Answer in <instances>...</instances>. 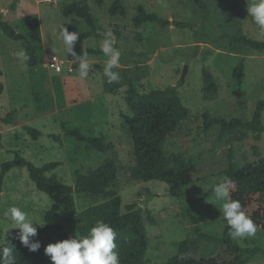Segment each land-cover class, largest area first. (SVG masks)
Instances as JSON below:
<instances>
[{
	"label": "rangeland",
	"instance_id": "obj_1",
	"mask_svg": "<svg viewBox=\"0 0 264 264\" xmlns=\"http://www.w3.org/2000/svg\"><path fill=\"white\" fill-rule=\"evenodd\" d=\"M114 1L105 0L100 8L97 0H0V21L28 38L39 60L38 67L31 69L27 60L18 59L15 53L25 51L24 47L7 37L0 28V118L17 112V125H2L0 172L2 165L14 160L19 153L39 168L49 163H61L53 174L66 185L74 186L77 171L87 174L106 159L115 158L121 173L123 207L136 204L146 219L150 233L147 244L150 264L167 262L177 254L178 244L185 239L194 243L193 258L231 263L234 254L228 246L214 241L223 238L226 223L220 205L211 204L209 198L213 187L225 178L230 148L240 167L256 164L264 157V134L261 141H256L252 133L244 130L227 137H221L219 127L205 133L204 114L228 122L236 118L245 122L253 119L259 102L264 99V53L238 54L221 35L226 31L264 42V33L249 17L246 0H204L208 5L206 20L192 0H123L127 16L115 18L109 14ZM71 3L90 6L97 18L98 33L105 37L111 31L116 38L114 47L121 57L120 66L113 69L119 73V79L110 83L118 89L112 93L107 90L108 79L103 74L107 57L104 54L88 55L89 76L80 80L78 62L68 55L59 37L58 30L64 24L77 26L84 33L90 31L84 21L64 16L65 7ZM139 5L171 23L188 24L189 28L181 29L174 24L162 28L155 23L136 27L132 19ZM102 40L96 37L82 39L74 47L102 52ZM53 57L62 63L61 73L46 66L45 59ZM240 62L245 66L243 79L234 75ZM186 66L189 70L182 82ZM204 67L210 69L219 85V94L212 101L204 93ZM126 69H140L147 74L139 85L142 94L176 88L179 98L190 110L188 119L168 138L165 151L183 154L196 162L183 176L185 190L193 199H200L195 208L197 225L190 223L185 214L187 203L173 197L168 184L131 180L127 176L128 169L135 163L131 158L133 141L126 134L125 118L133 115L126 103ZM55 77H60L64 83L66 107L63 109L55 94ZM168 97H171L170 93ZM262 121L264 124V113ZM25 126L41 131L43 136L32 137L25 131ZM65 129H79L88 137L105 138L116 147L117 156L89 151L86 144L64 136ZM243 133L247 136L240 141ZM235 193L236 189L232 187L231 199ZM74 197L78 213L93 204L83 196ZM1 199L0 246L20 231L12 229L10 218L5 215L8 208L19 207L43 226L46 214L53 206L52 200L37 190L23 168H16L6 176ZM251 201L246 214L252 220L262 222L264 196H254ZM149 215L158 221L157 226L150 225ZM56 220L71 235L80 237L76 216L61 212ZM36 227L37 230L42 228ZM236 241L242 249L264 250V229L259 227L255 236ZM242 264H264V254L244 253Z\"/></svg>",
	"mask_w": 264,
	"mask_h": 264
},
{
	"label": "trees",
	"instance_id": "obj_2",
	"mask_svg": "<svg viewBox=\"0 0 264 264\" xmlns=\"http://www.w3.org/2000/svg\"><path fill=\"white\" fill-rule=\"evenodd\" d=\"M204 13V20L207 19L208 5L204 0H192ZM105 0H97V5L101 8ZM136 14L132 21L136 27H142L149 23H155L162 28H167L171 24L178 28H189L188 24L175 22L171 23L155 13H149L142 5L136 7ZM109 14L112 17H126L127 10L123 0H115L112 4ZM64 16L67 18H77L84 21L90 28L88 32H82L77 26L64 24L60 27H67L69 32H78V43L82 39L88 40L92 37L105 39L97 29V18L93 15L90 6H82L78 3H71L64 9ZM0 28L10 39L21 43L26 54L30 57L27 60L31 69H36L39 60L35 54L33 44L28 38L17 32L10 24L0 21ZM58 30V34L59 31ZM119 36V32L116 31ZM222 39H226L232 44L238 54L258 52L264 53V42L255 41L245 36L235 35L229 32H222ZM77 55H100L103 52L95 50H86L81 47H74ZM70 55V54H69ZM72 56V55H71ZM128 89L126 103L132 111V117H126V134L133 141V151L131 158L135 163L127 171V176L131 180L143 182H162L170 186V193L173 197L183 200L187 203L185 214L192 225H197L198 219L195 216V208L200 199H193L191 194L185 190L186 181L183 174L190 171L196 164L195 160L187 158L183 154H168L165 150L167 140L171 137L188 119L190 115L189 108L184 105L179 98L177 89L168 91L154 90L149 94H142L139 90L140 82L146 77L140 69H126L124 71ZM235 77L243 79L245 75V66L240 62L236 68ZM1 76V72H0ZM202 79L204 84V93L209 100H215L219 94V85L211 73L210 69L204 67L202 70ZM107 90L112 93L118 89L117 85L107 82ZM53 86L57 101L61 109L66 107V96L64 83L60 77L53 78ZM171 97H168V94ZM264 113V99L258 104L257 111L250 122L241 119H233L228 122L219 118H213L209 113L204 114V131L210 133L216 127L221 129V137L231 136L240 131L252 133L256 141H261L264 134V124L262 121ZM17 112L9 114L5 118H0V147H2V125L15 126ZM25 131L34 138L42 137L43 134L37 129L25 126ZM63 135L75 138L78 142L87 145L89 151H98L103 154L112 153L117 156L116 147L108 143L103 137H88L79 129H65ZM247 136L241 135L240 141ZM58 140L60 141L59 137ZM232 146V140L229 142ZM61 166V163H49L41 168L35 166L16 153L14 160L4 163L0 172V207L1 194L6 176L16 168L26 169L30 179L36 185L39 192L47 195L53 202L51 210L46 214V225L37 230V236L33 237L34 242L41 244L37 252H31L19 240V231L13 233L6 244L0 246H12L16 257V264H52L50 257L45 254V248L49 244H54L69 238H75L57 222V215L61 212H68L76 216L79 223L80 236H86L90 229L98 220H103L109 224L117 233V249L119 253L120 264H150L148 261V240L150 237L146 225V219L142 209H138L136 204L123 207L121 197V173L115 158L106 159L97 169L87 174L77 171L75 174V185L69 186L62 182L58 176L53 174ZM52 174L51 177H48ZM224 176L234 181L236 193L232 195V200L239 201L242 210H248L251 205V199L254 196H264V157L253 165L240 167L234 158V151L229 150L228 169ZM75 195L83 196L93 202V204L78 213L75 204ZM151 226H157L152 216L147 217ZM225 233L222 239L214 241L228 246L229 251L234 254V260L231 263H220L217 261L197 260L192 257L194 243L188 239L182 240L178 244L176 255L168 259L164 264H242V256L249 253L253 256L264 254V250L242 249L236 240L229 236V226L227 221ZM257 228L264 229V210L262 211V222L253 219ZM184 257L181 259V257Z\"/></svg>",
	"mask_w": 264,
	"mask_h": 264
},
{
	"label": "clouds",
	"instance_id": "obj_3",
	"mask_svg": "<svg viewBox=\"0 0 264 264\" xmlns=\"http://www.w3.org/2000/svg\"><path fill=\"white\" fill-rule=\"evenodd\" d=\"M247 12L253 23L258 27L261 33H264V0H246ZM59 37L68 53L78 62V78L85 80L89 76L90 64L87 55H77L74 52L75 42L79 39L78 32H69L67 27H62L59 31ZM116 38L111 31L106 33L105 39L100 43V49L107 57L104 61L103 74L108 82L117 81L119 73L113 71L120 66V51L114 47ZM20 60H28L30 57L25 51L20 50L15 53ZM234 187V181L225 177L222 182L217 183L212 189V196L209 198L211 204H219V210L229 226V236L233 240H243L255 236L257 225L242 210L239 201L232 200L230 190ZM209 202V200H208ZM5 215L10 218L12 229H19L20 242L31 252H37L41 244L34 242L33 237L37 236L36 225L28 217L25 211L19 207L8 208ZM116 231L103 220H98L90 229L86 236H76L54 244H49L45 248V254L50 257L52 264H120L119 253L116 251L117 244ZM12 246L0 248V264H16ZM184 257L182 256L181 259Z\"/></svg>",
	"mask_w": 264,
	"mask_h": 264
},
{
	"label": "built area",
	"instance_id": "obj_4",
	"mask_svg": "<svg viewBox=\"0 0 264 264\" xmlns=\"http://www.w3.org/2000/svg\"><path fill=\"white\" fill-rule=\"evenodd\" d=\"M45 64L47 67H50L51 69L55 70L57 73L62 72L63 65L57 57L45 59Z\"/></svg>",
	"mask_w": 264,
	"mask_h": 264
},
{
	"label": "water",
	"instance_id": "obj_5",
	"mask_svg": "<svg viewBox=\"0 0 264 264\" xmlns=\"http://www.w3.org/2000/svg\"><path fill=\"white\" fill-rule=\"evenodd\" d=\"M188 70H189V67L186 66L185 69H184V72H183V76H182V82L185 81L186 79V76H187V73H188Z\"/></svg>",
	"mask_w": 264,
	"mask_h": 264
},
{
	"label": "crops",
	"instance_id": "obj_6",
	"mask_svg": "<svg viewBox=\"0 0 264 264\" xmlns=\"http://www.w3.org/2000/svg\"><path fill=\"white\" fill-rule=\"evenodd\" d=\"M3 132V131H2Z\"/></svg>",
	"mask_w": 264,
	"mask_h": 264
}]
</instances>
